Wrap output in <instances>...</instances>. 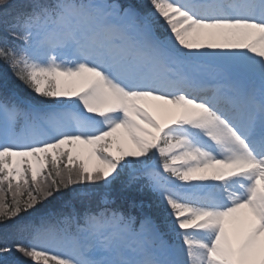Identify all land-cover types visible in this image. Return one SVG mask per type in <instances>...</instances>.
<instances>
[{
    "label": "snow or ice",
    "instance_id": "obj_1",
    "mask_svg": "<svg viewBox=\"0 0 264 264\" xmlns=\"http://www.w3.org/2000/svg\"><path fill=\"white\" fill-rule=\"evenodd\" d=\"M0 66V264H264V0H0Z\"/></svg>",
    "mask_w": 264,
    "mask_h": 264
},
{
    "label": "trees",
    "instance_id": "obj_2",
    "mask_svg": "<svg viewBox=\"0 0 264 264\" xmlns=\"http://www.w3.org/2000/svg\"><path fill=\"white\" fill-rule=\"evenodd\" d=\"M8 88L18 91L26 100L36 99L33 93H31L18 80H16L15 77L11 75V73H6L3 67L0 66V91L8 90ZM78 189L79 186H77L76 191H78ZM73 192L75 191L72 188H69L67 190H63L60 193H56L53 197L49 198L48 200L44 201L41 205L37 206L39 211L32 210L29 213H33V211L43 212L44 210H47V208L56 207L60 205V203H62L64 200L65 201L69 200L71 203ZM26 214L27 213H23L22 215H26Z\"/></svg>",
    "mask_w": 264,
    "mask_h": 264
}]
</instances>
